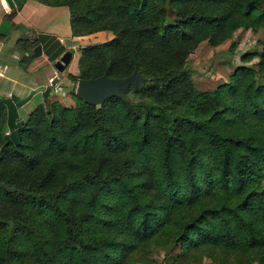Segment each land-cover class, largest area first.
<instances>
[{
    "label": "trees",
    "instance_id": "trees-1",
    "mask_svg": "<svg viewBox=\"0 0 264 264\" xmlns=\"http://www.w3.org/2000/svg\"><path fill=\"white\" fill-rule=\"evenodd\" d=\"M36 1L65 5L71 35L112 32L70 78L142 79L23 119V99H0V264H153L174 247L172 264H264V47L212 90L185 67L201 40L264 28V0ZM28 44L24 62L66 49Z\"/></svg>",
    "mask_w": 264,
    "mask_h": 264
},
{
    "label": "crops",
    "instance_id": "crops-1",
    "mask_svg": "<svg viewBox=\"0 0 264 264\" xmlns=\"http://www.w3.org/2000/svg\"><path fill=\"white\" fill-rule=\"evenodd\" d=\"M66 9L65 5H46L36 0H0V99L10 98L14 104L15 99H23L15 107L19 119H22L19 110L35 94H41L44 100L50 79L55 75L50 66L53 61L44 53L22 61L29 52L28 42L44 33L54 36L65 48L71 46L70 42L75 41L70 37L75 35L70 33ZM38 100L36 104L43 102Z\"/></svg>",
    "mask_w": 264,
    "mask_h": 264
},
{
    "label": "rangeland",
    "instance_id": "rangeland-1",
    "mask_svg": "<svg viewBox=\"0 0 264 264\" xmlns=\"http://www.w3.org/2000/svg\"><path fill=\"white\" fill-rule=\"evenodd\" d=\"M112 36V32L109 30H99L82 37L71 36V40L75 42L69 41L71 46L66 48L71 50V59L60 71L56 70L53 64H50L55 75L50 79L48 91L45 93L44 100H56L65 106L73 105L77 100L74 93L77 80L70 78L69 74H77V59L80 51L79 48L76 47L93 42H101L110 39ZM68 40L69 39L66 38V43H69ZM263 47L264 28H258L256 30L238 28L229 38L217 45H210L206 40H201L186 57L185 67L196 88L201 90H212L218 84L228 81L229 74L238 64H254V62L258 60L257 53L260 52ZM244 53H252L253 55L251 54L248 59H242ZM54 76H56L58 80L51 83ZM37 100L44 101L41 98V94H35V97L23 107V110H19V116L22 119L26 117L27 110L30 111L33 109L32 107L36 104ZM176 251V247L166 253L161 248L155 249L151 253V257L154 261L153 264H172L171 261ZM130 264L144 263L133 260ZM200 264L213 263L204 259ZM251 264L258 263L253 262Z\"/></svg>",
    "mask_w": 264,
    "mask_h": 264
},
{
    "label": "water",
    "instance_id": "water-1",
    "mask_svg": "<svg viewBox=\"0 0 264 264\" xmlns=\"http://www.w3.org/2000/svg\"><path fill=\"white\" fill-rule=\"evenodd\" d=\"M79 47H81V45L76 48ZM70 59L71 50L65 49L60 56L53 61V66L56 70L60 71L69 63ZM56 79V76H54L51 83H54ZM141 79L142 76L136 70L120 77L99 75L96 77L79 78L76 81L74 93L81 100L91 104H99L109 96H117L124 99L125 88L130 84H137ZM0 187L4 188L5 186L0 183Z\"/></svg>",
    "mask_w": 264,
    "mask_h": 264
},
{
    "label": "built area",
    "instance_id": "built-area-1",
    "mask_svg": "<svg viewBox=\"0 0 264 264\" xmlns=\"http://www.w3.org/2000/svg\"><path fill=\"white\" fill-rule=\"evenodd\" d=\"M8 133V131H5V134H7Z\"/></svg>",
    "mask_w": 264,
    "mask_h": 264
}]
</instances>
